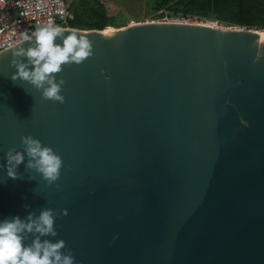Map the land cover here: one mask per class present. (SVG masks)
Masks as SVG:
<instances>
[{"label": "water", "instance_id": "1", "mask_svg": "<svg viewBox=\"0 0 264 264\" xmlns=\"http://www.w3.org/2000/svg\"><path fill=\"white\" fill-rule=\"evenodd\" d=\"M65 30L94 54L57 74L64 103L11 79L31 42L0 52V164L23 135L63 160L52 185L27 158L17 179L0 168V221L56 210L42 239H64L75 264H264L262 29Z\"/></svg>", "mask_w": 264, "mask_h": 264}, {"label": "clouds", "instance_id": "2", "mask_svg": "<svg viewBox=\"0 0 264 264\" xmlns=\"http://www.w3.org/2000/svg\"><path fill=\"white\" fill-rule=\"evenodd\" d=\"M65 33V29L51 21L37 26L31 35L22 33L23 42L31 43L13 51L11 63L16 71L11 79L27 81L42 93L44 99L64 103L62 87L65 80H58L57 74L64 65H79L94 54L93 42L87 34L75 30L67 31L68 35ZM58 39L62 43H58ZM21 58H26V62ZM20 142L22 150L9 148L6 163L0 164V168H6L7 176L19 178L18 167L27 158L26 171L39 173L49 185L58 181L63 166L62 157L32 135H23ZM59 214L47 207L39 215L29 212L25 218L15 216L0 221V264H75L72 249L65 251L64 239L55 242L42 239L58 235L55 221ZM67 214L68 210L64 209L63 215ZM30 237L31 243L26 245L24 241Z\"/></svg>", "mask_w": 264, "mask_h": 264}, {"label": "trees", "instance_id": "3", "mask_svg": "<svg viewBox=\"0 0 264 264\" xmlns=\"http://www.w3.org/2000/svg\"><path fill=\"white\" fill-rule=\"evenodd\" d=\"M69 8L73 13L69 20L72 28L104 30L112 26L100 0H73ZM161 8L173 13L213 18L226 26L264 28V0H159L152 10Z\"/></svg>", "mask_w": 264, "mask_h": 264}, {"label": "built area", "instance_id": "4", "mask_svg": "<svg viewBox=\"0 0 264 264\" xmlns=\"http://www.w3.org/2000/svg\"><path fill=\"white\" fill-rule=\"evenodd\" d=\"M71 2L72 0H0V52L22 41V33L27 32L31 35L37 26L47 24L49 21L63 29H71L69 25V20L73 18L69 8ZM141 22L210 24L216 21L161 9L150 18L143 21L131 19L122 27Z\"/></svg>", "mask_w": 264, "mask_h": 264}, {"label": "rangeland", "instance_id": "5", "mask_svg": "<svg viewBox=\"0 0 264 264\" xmlns=\"http://www.w3.org/2000/svg\"><path fill=\"white\" fill-rule=\"evenodd\" d=\"M100 1L103 3L107 16L109 17L108 23H110L113 27L115 26V28L116 27L120 28L123 25H126L131 19L143 21L147 18L152 17L154 14L158 13L159 10L165 9V8H161L157 11L152 10L154 3L159 0H100ZM71 5L73 6L74 3H72ZM206 19L216 21L218 26L227 27L226 25L220 24L217 20L213 18H206ZM216 22H212L210 24L216 26Z\"/></svg>", "mask_w": 264, "mask_h": 264}, {"label": "bare ground", "instance_id": "6", "mask_svg": "<svg viewBox=\"0 0 264 264\" xmlns=\"http://www.w3.org/2000/svg\"><path fill=\"white\" fill-rule=\"evenodd\" d=\"M217 24V23H216ZM210 26L214 27V25L212 24H209ZM217 26V25H216ZM126 27H120V28H115L113 26H107L104 30H101V32H109V31H119L121 29H124ZM222 28H225V27H222ZM75 29V28H74ZM79 30V29H78ZM82 30V29H81ZM261 32H264V29L261 30Z\"/></svg>", "mask_w": 264, "mask_h": 264}]
</instances>
